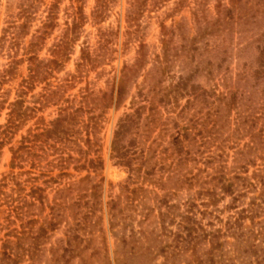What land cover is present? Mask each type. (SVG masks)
Returning <instances> with one entry per match:
<instances>
[{
	"label": "rangeland",
	"instance_id": "rangeland-1",
	"mask_svg": "<svg viewBox=\"0 0 264 264\" xmlns=\"http://www.w3.org/2000/svg\"><path fill=\"white\" fill-rule=\"evenodd\" d=\"M132 1L111 0L107 5L104 20L100 22L94 19L97 0L60 1L57 26L50 30V34L39 46L32 50L39 59L45 62L57 59L59 65L52 66L54 70L45 81L36 82L34 88L25 97V106L39 107L41 104L37 101L41 98L45 99L43 93L47 92L51 95L50 90L56 87L61 89L58 95H53L54 99H48L50 101L34 114L30 112L31 117L24 121L20 128H14L9 134H4V129L9 124L10 103L16 99L22 80L28 77L30 63L20 62L2 84L1 94L5 102L0 110V191L11 196L7 198L0 194V252L3 251V241L7 238L12 240L16 264H188L191 260L190 252L181 253L184 245L177 246L175 234L167 232L157 237V234L161 233V216L158 208L161 198H149L150 196L128 198L131 189L141 186L142 178H139L138 173L132 171L130 167L119 164L117 159L112 157V142L118 123L125 114L134 111L131 95L143 87L145 76L138 79L130 89L131 95L118 107L113 105L103 111L102 108L95 106L93 109L88 105L85 106L79 119L80 136L83 138L81 141L78 140L79 133H77L72 137L76 141L58 146V150L45 146L44 153L39 148H35L34 150H38V153L33 156L21 157L20 151L17 156L13 154L28 131H37L49 125L53 119L64 112L62 109L79 108L83 94L93 92L92 96H100L102 92H109L113 82L115 86L117 85L123 66L133 64L139 56L142 44L145 45L143 50L147 52L149 59L144 72L152 68L156 56L163 55L162 24L168 27L181 24L182 34L185 37L195 35L198 27L192 13L195 0H184L182 7L177 5L180 0H167L158 7L153 5L154 0L153 3L149 0L138 20L134 24H129L127 13ZM20 2L21 0H0V38L3 35V28L8 25L6 21L10 19V16L14 18L18 14ZM53 2L55 0H44L38 12L33 14L29 23L30 33L21 39V48L11 49L12 44L9 41H6L3 46L0 44V70L8 67L9 52L14 54L18 51L16 58L23 57L24 49L29 46L33 34L46 19L48 8ZM217 3L218 0L207 1L210 18L216 16ZM71 5L76 11L77 8L82 7L86 18L83 20L79 39L70 45L66 55L58 57L52 52V48L64 34L67 20L72 22L70 14L74 11ZM262 33H264V27H255L249 33H241L240 26L234 24L232 35L227 37L226 32H223L215 36L214 41L228 40L222 48L229 47V60L226 62L229 70L216 74L214 78L206 75L205 71L195 77L194 83L200 87L199 92L204 90L215 94L214 96L202 95V99L208 97L211 101L217 94L228 90V87L224 86L226 75H223L226 72L230 74V80L228 79L230 85L242 69L249 71L251 67L257 65L256 57L259 53H257V46L254 43L246 48V44L251 42L253 36H259ZM100 37L109 40L105 58L98 62L96 67L88 65L80 73L77 64L80 61L81 51L86 45L90 47L93 56L103 53L100 48L104 40L99 42ZM180 43L181 37L178 34L174 45H180ZM221 52L206 51L204 56L205 59L215 60ZM183 61L186 62L187 58L184 57ZM183 61L182 57L172 60L165 73L162 69L160 71L163 79L160 85L162 92H172L167 104L158 105L161 122L146 142V148L153 145L157 147L158 154H166L163 150L173 136H179L186 131L187 134L198 133L199 130L205 131L207 127L210 128L213 125L212 122L208 123V108L201 109L204 103L200 96L197 97L199 99H194V96L186 89L176 90L182 74L190 72L194 66L188 64L183 67ZM245 64H250V68H247ZM47 83L51 84L50 89H46ZM252 84L251 76L249 81L241 83V88H251ZM231 87L233 88V85ZM263 88L264 81L261 83V89ZM261 89L257 91L259 96L257 99L263 101ZM143 93L148 94L146 86ZM149 102L150 100L143 103L149 106ZM148 112L146 109L143 115L145 116ZM92 116L97 122L96 127L87 129L85 127L87 123L92 126L95 124V121L91 119ZM235 118L236 109L232 112L231 122L225 125L221 137L214 140L211 146L203 143L204 138L201 133H198L197 137L193 136L197 146L194 154L196 153L199 157L198 161L190 162L185 167L188 175L193 176L199 173L200 179L209 178L208 175L214 174L215 167L221 160L224 169L231 171V175L238 172L246 175L253 184L257 182L254 172L262 168L264 160L255 157V164H250L249 158L252 160L256 153L249 155L247 152L245 154L237 152L238 148L244 149L249 136L238 138L231 136L236 126ZM164 121L167 122V126L162 123ZM144 123L143 118L141 129L144 128ZM261 123L263 121L259 126ZM88 137L92 141L90 145L85 142ZM155 139L157 142L152 143ZM184 143V146L188 145L187 141ZM187 149L186 147L185 150ZM133 150H142L141 144ZM213 152L219 157L214 165H207L206 158L215 156ZM38 155L41 157H37ZM160 156L161 158L156 161V169H169L172 159L163 160L164 156ZM90 158L102 159L103 165L95 169L90 168L88 162ZM139 164L140 161L135 160L133 167L136 168ZM150 166L153 167V163ZM241 166L244 168H240ZM162 172L157 170L156 178H160L159 175ZM88 175L92 179L87 178ZM166 175L167 173L163 174V179ZM4 181L8 182L6 186H2ZM95 184L100 187L94 189L97 195L91 196L90 188ZM194 185L191 188L185 183H180L176 187L175 181L170 179L166 181L164 189L159 187L156 189L159 196L168 190L171 193V197L167 198V204L174 206L168 209L163 204L161 207V211L170 212L167 219L168 223H171L169 231L178 230L177 222L182 220L181 217L187 211L190 201L199 205L200 211H197V217L202 219L204 227H212L209 224L212 222L216 228H225L232 216L237 217V212L242 208H257L256 212H259V216L255 219L250 217L245 219L246 229L253 222L264 221V203H261L263 189L260 184L257 187L250 186L247 194L232 208L230 206L234 204V198L223 192L217 195L218 198H214L215 204L204 206V203L210 202L211 198H201L198 195L199 182H194ZM34 186H41L44 189L45 198L31 197ZM145 186L155 189V185L145 184ZM254 201L259 207L252 204ZM202 210H207L210 214H203ZM172 218L176 219L174 223L170 221ZM9 231L11 236L7 235ZM229 240L233 241V239ZM164 245L166 248L162 252L161 248ZM226 249L232 248L227 245Z\"/></svg>",
	"mask_w": 264,
	"mask_h": 264
},
{
	"label": "trees",
	"instance_id": "trees-1",
	"mask_svg": "<svg viewBox=\"0 0 264 264\" xmlns=\"http://www.w3.org/2000/svg\"><path fill=\"white\" fill-rule=\"evenodd\" d=\"M44 0H21L19 4V12L14 18L10 16L6 22L8 25L3 28V35L0 38V44L2 46L6 41L12 44L11 49L21 48V39L27 36L29 31V23L32 20L33 14L38 12L41 5H43ZM60 1L55 0L51 3L48 8L46 19L43 21L41 27H39L33 34L29 46L24 49L23 57L18 59L17 52L11 54L9 52L10 62L8 67L0 70V110L4 107V98L1 94L2 84L8 79L12 74L16 66L20 62L28 61L29 75L24 78L20 83V88L17 93L16 99L10 103L9 112V124L6 125L4 129V134L12 133L13 129H18L24 121H26L31 115L44 107V105L49 102L48 99H54L53 95L59 92L61 87H56V89L50 90L51 95L46 93L44 98L39 99L37 102L41 106H25V97L28 92L32 90L36 82L45 81L49 75L52 74L54 64L59 65L57 59H50L45 62L43 59H39L33 53L34 47L39 46L45 37L50 34V30H53L58 22V13L60 9ZM111 0H97V5L94 10V19L97 22L104 20L106 16V8ZM149 0H133L130 2V8H128L127 20L129 24H134L138 18L141 16L145 7L148 5ZM153 3V0H150ZM167 0H154L153 5L158 7L161 3ZM179 1V0H178ZM184 0H180L177 4L182 7ZM208 0H195V7L193 9L194 22L196 23L197 30L194 36H184L182 34V25L170 27L162 24V50L163 55H157L153 67L148 71L144 72L146 66L149 63L148 55L143 48L140 50L139 56L135 59L134 63L131 65H124L121 69V75L118 79L117 85L115 82L112 83L109 92H102L100 96H92L93 92H87L82 95L79 108L74 110H69L68 108L62 109L64 111L58 117L53 119L49 125L44 128L38 129L37 131L30 130L26 135L22 137L20 146L13 151L16 154L20 151L21 157L33 156L38 153L39 148L44 153V148H54L59 149L58 146L67 145L66 143L74 142L72 137L74 134L79 133L77 136L78 140L81 141V131L79 130L80 115L82 110L86 105L93 107L102 108L105 111L111 108L113 105L118 107L124 100H126L131 95V90L133 85L138 81L141 76H145L143 81V87L137 91V93L131 95V104L134 106V111L132 113H127L124 118H121L118 127L115 131L114 139L112 142V157L117 159L119 164H124L130 167V169L138 173V177L142 178L141 186L133 188L129 192L128 198H161L159 200L158 208L160 209L161 216V233L157 234L160 237L163 233H173L176 238V244L179 247L184 245L182 252L189 253L190 258L188 264H264V221L253 222L252 225L246 229L244 227V221L246 218L255 219L259 216L257 208H242L239 210L238 216H232V218L227 222L225 228H216L213 223L209 224L212 227H204L202 219L197 217V211L199 205L190 201L188 203V209L185 214L182 215V220L177 222L178 230L175 232L169 231L170 224L168 223V217L170 212L161 211L162 205H166L168 209H171L174 205H168V199L171 197L170 190L166 191L162 196H159L157 188L164 189L163 186L166 184L167 180L173 179L177 185L187 184L191 188L194 182H199L200 190L198 195L201 198H211L210 202L204 203V206H210L215 204L218 198L217 195L220 192L224 194L232 195L234 198L233 205L236 206V202L243 198L250 186L257 187L259 184L262 187L261 203H264V164L261 169L254 172V177L257 182L253 184L250 179L241 173H234L231 175V171L224 169L222 161L218 162V166L215 167L214 174H209V178L200 179L199 173L195 175H188L185 171V167L189 165L190 162L198 161V155L194 154V150L197 149L195 146V137L198 133L204 138V144L210 145L212 142L221 137L224 127L227 123L231 122L232 112L236 109L235 118V128L231 136L247 137L249 140L244 144V149L238 148V153L245 154V152L252 155L256 153L254 158L250 160V164H255V157H259L264 160V100L260 101L257 99V91L261 89V83L264 81V33L259 36H253L254 38L251 42L246 44V48L250 44L257 46V65L250 68V64H245L249 71L242 69L234 82L229 85L228 79L230 80V74L227 73L229 70L228 64L226 62L228 58V48L224 44L228 41L225 40H213L218 36L217 34L226 32L227 37L232 35L233 26L237 24L241 28V33H249L255 27H264V0H218L216 5V16L211 17L208 15L207 9ZM74 13L70 14L72 16V22L67 20V28L62 35V37L54 44L52 52L58 57L66 55L70 49V45L74 44L80 37L81 27L83 25V20L86 16L83 12V8H77L75 10L74 6L71 5ZM226 30V31H225ZM180 34L181 43L180 45L175 44L174 40L177 35ZM102 43L103 53H97L95 56L92 55L90 47L87 45L82 49V54L80 56V61L78 62V71L82 73L88 65L96 67L98 62H101L105 58V52L108 50L109 40L101 38L99 42ZM228 45V44H226ZM227 49V52H226ZM174 51V52H173ZM206 51H222L215 60L204 56ZM186 57L187 61H183V67L188 64L194 65L190 69V72H184L176 90L186 89L190 92L194 99L199 97L202 99V95L207 94L214 96V93L205 92L202 90L199 92L200 87L194 83L195 77L204 73L209 77H215L216 74H221L227 70L224 74V86L228 87L226 92L217 94L216 97L210 101L208 97L202 99L204 107L208 108L207 117L208 123L212 122L213 125L210 128H206L205 131L199 130L198 133L186 132L179 135L173 136L168 140V144L165 145L163 153L158 154L157 147L153 145L146 148V142L149 140L151 134L154 132L157 125L161 122V113L158 110V105L167 104L169 102V96L172 91L162 92L161 83L163 81L161 77V69L164 71L169 67L172 60L178 58ZM255 61V60H254ZM55 67V66H54ZM253 77V84L251 88H241V83L243 81H249L250 77ZM233 85V88L231 87ZM50 83H47L46 89H50ZM145 86L148 88V94L143 93ZM261 96L264 98V88L261 89ZM58 95V94H57ZM160 95V96H159ZM56 97V96H55ZM149 97V98H148ZM197 98V99H199ZM3 99V100H2ZM150 100V105H146L145 101ZM139 101V102H138ZM3 104V106H2ZM149 112L144 116L145 110ZM200 110V108H199ZM32 114V115H33ZM213 116L215 118L213 119ZM145 120L143 129H141L142 120ZM43 119V118H41ZM94 120V116L91 117ZM95 121V120H94ZM261 126H259L260 122ZM95 124L92 126L87 123L85 127H96ZM167 126V122H162ZM207 125V120L205 122ZM84 124H82L83 126ZM165 128V127H164ZM217 133V134H216ZM220 135H219V134ZM195 136V137H193ZM140 139V140H139ZM187 141V146H184V142ZM86 143L91 144V138H86ZM157 139L153 140L152 143H156ZM141 144L142 150H133ZM159 145V144H158ZM211 146V145H210ZM188 148L185 150V148ZM172 148V151H171ZM170 154H168V152ZM61 153V152H60ZM215 156H209L206 158L207 165H214L215 160L218 159V154L213 152ZM260 153V154H259ZM263 153V154H262ZM71 155V154H70ZM164 156L163 160L172 159L169 169L158 168L156 169V161H158L161 156ZM37 157H41L38 155ZM73 157V156H70ZM202 157V156H201ZM135 160L140 161L138 167H133V162ZM162 160V159H161ZM90 168H98L103 165V160L100 158L88 160ZM151 167L150 165H152ZM240 168H244L241 166ZM157 170L162 172L160 178H156ZM202 172V170H200ZM246 172V171H245ZM167 173L163 179V174ZM87 178L92 179L90 175ZM7 181H4L2 186H6ZM147 185H155V189H150ZM98 184H95L92 188L91 196H96ZM176 191V190H175ZM44 189L41 186H34L32 188L31 197L33 198H45L43 195ZM59 193V191H58ZM0 194L5 195L9 198L11 195L0 191ZM36 195V197H35ZM153 195V197H151ZM25 198V197H24ZM163 198V199H162ZM220 198V196H219ZM222 198V197H221ZM256 198V197H254ZM256 200V199H255ZM26 202V200H24ZM253 205H257L256 202H252ZM259 207V205H257ZM203 214L209 213L207 210L201 211ZM176 219L172 218L170 221L174 223ZM133 233H135L133 231ZM155 233V232H153ZM11 236V231L7 233ZM229 239H233L230 242ZM227 245L231 246L232 249H226ZM3 251L0 252V264H16V260L13 257L14 247L13 242L9 238L5 239L2 243ZM166 246L161 248L164 252ZM14 251V252H13Z\"/></svg>",
	"mask_w": 264,
	"mask_h": 264
}]
</instances>
